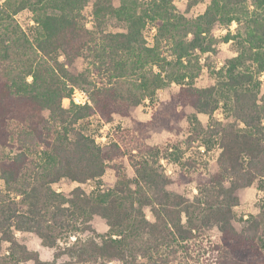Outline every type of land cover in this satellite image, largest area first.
<instances>
[{
	"label": "trees",
	"instance_id": "16d2710c",
	"mask_svg": "<svg viewBox=\"0 0 264 264\" xmlns=\"http://www.w3.org/2000/svg\"><path fill=\"white\" fill-rule=\"evenodd\" d=\"M204 1L187 0V7ZM207 1L195 18L179 12L175 0L0 3V264H43L17 233L36 235L48 247L57 246V236L73 237L66 248L76 264H264V207L238 230L237 201L213 207L218 188L202 182L197 199L220 233L204 245L205 223L183 222L185 199L166 190L171 179L161 151L147 142L148 128H170L167 107H190L187 145L196 153L217 142L219 181L231 193L264 177V0ZM23 11L31 15L29 33L16 19ZM148 25L155 30L151 45ZM216 26L226 33L216 36ZM228 42L237 53L218 65L219 45ZM77 59L85 67L73 74L68 67ZM203 73L212 82L197 87ZM172 84L178 92L159 104L151 122L132 121L108 144L80 127L92 117L106 124L115 115L130 118ZM73 88L87 91L92 106L64 108ZM29 108L47 115L27 118ZM218 110L227 122L215 117ZM198 114L208 117L205 128ZM178 153V147L171 152ZM108 169L116 182L107 189L97 184L87 193L78 186L66 194L53 188L63 179L98 182ZM93 216L107 222L100 241L77 234L80 219Z\"/></svg>",
	"mask_w": 264,
	"mask_h": 264
},
{
	"label": "rangeland",
	"instance_id": "374dc122",
	"mask_svg": "<svg viewBox=\"0 0 264 264\" xmlns=\"http://www.w3.org/2000/svg\"><path fill=\"white\" fill-rule=\"evenodd\" d=\"M207 0L199 5L188 8L187 0H175L176 8L179 12L183 13L188 18H195L202 14L206 8ZM90 6L86 8V14L90 12ZM18 23L25 29L27 33L30 32V26L33 24L31 15L27 11H23L16 16ZM90 20V18L88 17ZM235 27L231 25V30ZM226 33V29L221 26H216L214 34L218 37ZM155 30L151 25H148L144 30V36L148 44H152ZM237 47L234 43H222L219 45L218 53L215 56V62L222 65L227 59L235 56ZM61 59V58H60ZM85 67L82 59H77L68 70L73 73H79ZM30 80V79H29ZM262 89L264 90V76L261 77ZM212 82L211 78L203 73L197 80V87L207 86ZM179 87L175 84L159 90L153 100H146L140 105L132 114L131 117H124L115 115L114 120L109 124L101 122L97 117H92L80 124L83 131L95 139L99 145H105L111 142L118 130L128 128L131 126L132 121L141 123H149L152 121L153 115L156 113L161 102L169 101L171 96L178 92ZM84 90V89H83ZM87 92V91H86ZM65 99V98H64ZM64 108H69L71 104L62 101ZM164 110V109H163ZM165 119L169 121L170 128L152 127L148 128L147 142L151 145L159 147L161 151L160 164L165 170V174L171 179V183L167 186L166 190L175 195L184 197L185 203L183 204L182 216L183 222L186 224L190 219L195 224L205 223L204 232L200 235L199 240H203V244L207 245L208 242L218 241L219 238V225L213 218L211 210L206 208L200 200L197 199L198 187L202 182L214 184L218 188V195L214 193L215 199L212 202L215 207L219 201H237L234 208V226L240 230L242 229L251 217L255 216L261 207H264V177L256 181L250 188L241 189L237 192L231 193L229 191L228 183H221L220 172L217 166V156L219 148L217 142L210 143L209 150L204 147L199 148V152L194 153L193 149L187 145V138L191 133L190 118L194 114V110L190 107L165 109ZM162 113V111H161ZM23 114L28 118L38 119L39 117L46 116L47 112L40 111L36 108H29L23 110ZM162 116V117H163ZM215 117L220 121L227 122L223 117L221 110L215 112ZM203 128L206 127L208 117L203 114L197 115ZM191 146V145H190ZM175 147H178L183 153H178L176 157L171 154ZM169 149L167 152L166 150ZM178 156V157H177ZM126 170L130 178L134 177V172L127 162H125ZM116 182V176L113 170L108 169L103 177L98 181H89L85 184L78 185L69 180H61L59 183L53 185V188L58 192L69 194L74 188L81 187L85 192L89 193L100 185L101 189H107L113 186ZM224 185V188H223ZM3 188V183L0 180V189ZM26 210V207H23ZM148 213V218H149ZM81 220V224L77 234L82 238L91 237L100 241L99 237H103L107 232L108 226L105 219L99 216H93L89 221ZM18 238H22L25 245L29 250L36 251L39 259L43 264H76V258L67 250L68 243L73 241V237L66 239L65 235L57 236V246L48 247L42 243V240L33 234H17ZM7 248L5 244L3 251ZM22 264H35L32 260H28Z\"/></svg>",
	"mask_w": 264,
	"mask_h": 264
},
{
	"label": "built area",
	"instance_id": "2783aa9c",
	"mask_svg": "<svg viewBox=\"0 0 264 264\" xmlns=\"http://www.w3.org/2000/svg\"><path fill=\"white\" fill-rule=\"evenodd\" d=\"M64 101L76 107L92 106L88 92L80 88H73L70 96L63 99Z\"/></svg>",
	"mask_w": 264,
	"mask_h": 264
},
{
	"label": "crops",
	"instance_id": "0c3cea01",
	"mask_svg": "<svg viewBox=\"0 0 264 264\" xmlns=\"http://www.w3.org/2000/svg\"><path fill=\"white\" fill-rule=\"evenodd\" d=\"M5 0H0V3H2V2H4ZM17 234H20V233H17ZM17 234H16V236H17ZM23 235V234H22ZM29 249V248H28Z\"/></svg>",
	"mask_w": 264,
	"mask_h": 264
}]
</instances>
